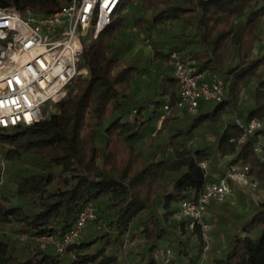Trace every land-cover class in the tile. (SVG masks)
I'll return each mask as SVG.
<instances>
[{"label": "trees", "instance_id": "1", "mask_svg": "<svg viewBox=\"0 0 264 264\" xmlns=\"http://www.w3.org/2000/svg\"><path fill=\"white\" fill-rule=\"evenodd\" d=\"M69 1L0 7L45 14ZM263 19L264 0H123L85 47L86 73L48 115L0 128V264H264V201L226 240L213 229L209 255L201 226L173 216L233 165L264 180L253 140L239 144L234 122L264 119V43L253 54ZM176 60L218 72L224 99L178 108ZM252 79L253 101L242 104ZM87 205L96 218L62 253L38 241L62 239Z\"/></svg>", "mask_w": 264, "mask_h": 264}, {"label": "built area", "instance_id": "2", "mask_svg": "<svg viewBox=\"0 0 264 264\" xmlns=\"http://www.w3.org/2000/svg\"><path fill=\"white\" fill-rule=\"evenodd\" d=\"M122 1L70 0L45 14L36 13L30 6L0 7V128L31 125L48 115L50 111L45 104L65 95L67 85L81 72L77 65L85 47L110 24ZM174 75L179 83L178 108L193 113L200 99L218 102L224 99V84L218 72L204 75L176 60ZM234 122L242 131L237 142L252 139V151L264 166V119L234 115ZM254 179L249 165H233L208 182L196 199L180 201L173 216L189 218L192 224L201 226L204 255L208 252L205 209L209 201L230 194L232 183L247 186L254 184ZM95 218L94 207L84 206L62 239L53 234L37 239L53 244L56 252L62 253L84 225ZM17 237L23 240L25 235Z\"/></svg>", "mask_w": 264, "mask_h": 264}, {"label": "rangeland", "instance_id": "3", "mask_svg": "<svg viewBox=\"0 0 264 264\" xmlns=\"http://www.w3.org/2000/svg\"><path fill=\"white\" fill-rule=\"evenodd\" d=\"M259 41L254 49L253 54L257 55L262 52V44L264 43V19L260 28ZM84 40V38H82ZM79 67V64L77 65ZM81 72L85 74L86 69L81 67ZM256 81L250 80L241 90L240 98L242 104L253 101V91ZM213 104V103H212ZM45 108L52 110V103H46ZM227 157L222 158V162ZM5 168V165H4ZM254 184L241 186L232 184V191L230 194L223 197H214L209 201L205 209V220L209 225L208 229V255L210 254V247L213 243L214 234L211 232L217 229L221 232L222 237L229 234L234 227V223L242 221L245 217L251 215L257 208L260 202L264 201V180L254 179ZM82 230V229H81ZM223 240H226V238ZM204 263L206 261L204 260Z\"/></svg>", "mask_w": 264, "mask_h": 264}]
</instances>
